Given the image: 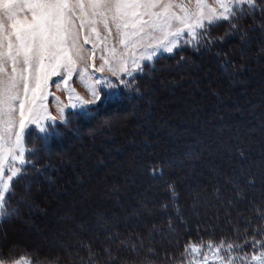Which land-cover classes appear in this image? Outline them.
I'll use <instances>...</instances> for the list:
<instances>
[{
    "label": "rangeland",
    "instance_id": "rangeland-1",
    "mask_svg": "<svg viewBox=\"0 0 264 264\" xmlns=\"http://www.w3.org/2000/svg\"><path fill=\"white\" fill-rule=\"evenodd\" d=\"M256 3L257 0H140L133 8L124 0L111 5L100 0H80L79 3L68 0L65 7L71 12L62 21L67 31L62 29L56 37L61 43L53 53L46 52L40 63L32 65L25 63V50L17 36H23L34 23L35 0H0V213L11 183L27 163L25 141L29 130L46 135L57 123H66L77 112L85 113L103 99L120 97L121 90L138 86L144 89V100L140 101L148 99V102L131 103L134 116L129 117L132 111L128 107L121 108V117L118 114L104 117L105 120L117 116L109 129L102 125L105 131L95 125L92 131L97 140L84 141L81 148L85 152L97 151L99 142L109 138L106 131L122 138L119 143L127 139L124 136L131 130L135 137H140L142 131L154 136L134 153L115 152L117 164L122 169L124 165L131 169L125 178H133L126 195L121 194L124 197H106L116 187L109 186L110 183L88 187L99 195H92V203L96 197L108 198L97 204L98 207L106 203L97 214L102 222L95 217L88 219L85 214L89 210V193L77 195L76 190H71V198L59 195L64 188L61 184L69 181L72 184L76 177L65 176L69 175L67 172L62 177L55 175V186L34 192L31 199L25 198L26 195L21 198L36 206L45 205L47 210L51 209V215L22 213L21 223L5 226L6 234L0 232L2 253L4 249L12 253L28 248L47 256L55 254L64 262L81 263L88 248H93L101 264H117L127 258H155L156 253L167 257L169 264H264V247H261L264 243V128L261 123L264 120V69L258 70L260 64L254 63L246 69L248 72L229 76L216 71L213 58L196 57L195 61L180 67L175 66L179 61L164 67L162 79L154 80L148 75L160 58L172 56L177 50L183 54L192 50L197 54L196 50L201 47L197 45H207L205 41L211 40L212 25L235 13L234 18L244 23L245 15L259 11L252 12L257 8ZM246 26L250 28L251 23ZM236 38L240 42H228L235 55L240 58L244 55L251 65L255 54L264 58L263 30L250 34L245 45L239 35ZM158 74L157 70L155 75ZM140 77H143L141 81ZM233 77L238 78L233 80ZM182 82L184 86H180ZM175 83L179 85L170 89L169 85ZM123 87L125 89H121ZM216 91L222 94L215 95ZM123 96L128 99L129 94ZM174 96L181 100H174ZM192 98L199 99L193 101V106L187 101ZM21 103L24 104L23 128ZM198 105L206 108L205 111L198 113ZM153 112L160 116L158 128L152 121ZM136 118L146 120L133 125L130 120ZM165 123L180 126L176 133L180 138L185 135L183 139L176 136V140H172L170 132L164 128ZM239 139L247 142L237 146ZM135 156L141 160L133 158ZM158 158L165 161L163 179L173 180L179 190L185 216L178 221L170 241H160L153 228L146 226L150 217L156 216L158 224L164 217L157 208L149 212V206H153L150 203L155 204L160 196L157 194L162 191V180L152 183L143 172L146 163ZM52 159L59 165L70 161V168L85 177L98 171L94 166L84 170V161L74 150ZM137 159L143 162L141 169ZM167 159L173 160L167 163ZM130 162L135 163L133 168L128 165ZM247 175L255 177L254 185L247 183ZM95 176H92L94 181L101 177L114 178V182L125 185L116 171L97 175L99 178ZM256 206L263 208L254 211ZM230 213L232 217L227 218ZM195 220L199 224L195 225ZM36 228L42 236L37 234ZM256 229L263 231L259 239L255 238ZM198 232L204 234L195 236L197 241L176 251L181 238ZM137 234L155 245L157 251L154 247H141V243L137 253L130 250L131 237L137 238ZM43 237L45 240L41 239ZM119 237L124 238L116 242ZM252 241L256 243H250ZM107 249L113 256L104 254ZM91 256L94 257L88 253L86 259ZM0 264L31 263L21 256L0 258Z\"/></svg>",
    "mask_w": 264,
    "mask_h": 264
},
{
    "label": "trees",
    "instance_id": "trees-1",
    "mask_svg": "<svg viewBox=\"0 0 264 264\" xmlns=\"http://www.w3.org/2000/svg\"><path fill=\"white\" fill-rule=\"evenodd\" d=\"M257 8L252 10L254 12L255 10H259L256 13H249L244 16V23H239V19L234 18L235 14H233L229 19L223 20L221 23H216L211 26V29H213L210 33L211 40L207 42V45H201L200 48H198L196 51L198 53L196 54L191 50L188 54H183L180 52V50H177L172 56H165L160 58L155 66L153 67L152 70H150V73L148 74L151 79L158 78L162 79V76L164 74H161L164 67L171 66L170 64H173L174 62H177L175 66L180 67L185 65V63L189 61H195L196 57H202V59H214L215 60V65H216V71H219L221 74H228L229 76H233L238 73H244V71L248 72L246 69L249 67H252L253 64H260V67H258V70L264 69L263 61L264 58H261L260 54H255L251 64H248L247 58L243 56V58H240L239 56L235 55L232 51L231 48L229 47L230 41L234 42H240L239 38H236L237 35H239L241 39V42L243 45H245L249 40H250V34H257L261 30H263L264 34V0H257L256 5ZM251 23V27L248 28L246 25H249ZM216 28V30H215ZM260 29V31H259ZM226 45V49H225ZM243 50V49H242ZM262 50V49H261ZM244 51V50H243ZM244 53V52H243ZM216 54V55H215ZM254 55V54H253ZM179 56H182L179 58ZM191 59V60H188ZM188 60V61H186ZM254 64V65H255ZM159 72L158 75H155V73ZM242 71V72H240ZM254 70L253 72H255ZM145 75V74H144ZM143 75V77H144ZM143 77H140V81L143 79ZM239 77V76H238ZM238 77H233L232 79L234 80L235 78ZM231 79V80H232ZM157 80V79H154ZM187 83V82H186ZM185 83V84H186ZM236 83V82H235ZM174 85H179L177 83L173 85H169L170 89L174 87ZM180 86H184L183 82L181 83ZM121 89H125L124 87ZM135 90V93L134 91ZM131 91L133 93H131ZM144 89L143 88H138V86H133L130 89H125L123 92L121 90V95L122 96H115L113 98H106L103 99L99 104H96L94 107L89 108V110L85 113L82 112H77L76 114H72L73 116L71 117L70 120H67L66 123H57L54 126V129H52L48 134L42 135L38 133L37 131L29 130L26 135V147H27V154H26V165L22 169V172L16 177V179L11 183L10 190L8 193H6L4 200H3V207L1 209L0 213V232L2 231L3 234H6V230H4L5 226L9 225H17L22 222L23 217L22 213H25V215L31 213L33 214H40L42 217H47L50 214V210H47L46 206L43 204L35 205L32 202L24 201L21 199L23 196L25 198L29 196L28 199H31L33 196L34 192H42L46 190L47 188L55 186L53 183L54 181V176L57 175L58 177H62L66 172L69 175L65 176H74L76 177V181H74L72 184L70 181L68 183H62V191L59 193L61 197L64 198H71L69 196V192L71 190H76L77 195L79 193H89L88 195V201L87 202V208H89L88 212L85 213L89 218L88 219H95L98 218V221L102 222L98 217V213L100 212V208L104 207V205H100L97 207V204L99 201H108V198H97L99 195L94 193V190H89L88 187H95L104 183H110L111 185L109 186H116L113 187L114 190L110 192V195H107L106 197H113L116 199V197L122 198L124 197L126 188L131 185V181H133V178H125L127 173L131 172V169L124 165V169H122L119 164H117V157L115 155V152H118L120 155H124L125 153L129 152H136L137 149L140 148L143 142L146 140H150L154 137L153 135H147L144 131L140 133V137H135L132 136V130L127 133L126 140H124L122 143H119L118 140L122 139L120 137H117L116 134H111L112 132L106 131L109 134L108 139H102L99 144L100 147L97 149L95 152H90L88 151H83L81 148V144H83L84 141H88L91 143L95 140H97L96 134L92 131V129L95 128H101V131H105L106 129H109V127L112 126V120H116L115 118L113 119L112 116L116 114L121 113V108L123 110L127 109L128 107L131 108L130 104L131 103H137L138 105L146 103V100L148 102V99L145 101H140L144 100ZM124 93L129 94L128 99H126ZM215 95H220L219 91H216L214 93ZM202 99V98H201ZM174 100H181L179 96H174ZM194 100H199L197 98H192V100H187L190 102V104L193 106ZM140 101V102H139ZM188 102V103H189ZM232 103H235L233 101ZM189 104H187V107ZM149 108L151 109V105H148ZM199 109L196 111L198 113L204 112L206 108L203 106L198 105L197 106ZM132 113H130V116H134V108H131ZM111 114L112 116L107 117V119H103L107 115ZM161 115V114H160ZM153 117V122L154 125H157L160 121V116L157 112H153L151 114ZM119 117H121L119 115ZM111 119V120H110ZM124 118H122L123 120ZM146 120L145 118H136V119H131L130 121H133V125L136 123H140V121ZM120 121V120H119ZM192 124L193 122H189ZM262 128H264V120L262 121ZM107 126L108 128L104 129L102 125ZM198 122L195 123V127L198 126ZM95 125L97 127L93 128ZM158 128V125H157ZM164 128L167 130V132H170L169 137L172 140H176V136H179L177 130H179L180 126L174 124V123H165ZM198 128H195L197 130ZM193 130V129H191ZM190 132V131H189ZM187 132V133H189ZM197 133V132H195ZM125 134V133H124ZM182 134V133H181ZM130 135V136H129ZM185 135H181L177 137L180 139H183ZM236 136V135H235ZM239 137V135H237ZM247 142L246 140L239 139L238 140V145L237 146H243ZM97 144L96 146H98ZM104 147V148H103ZM239 149V148H238ZM68 150H74L75 153H77L78 158L82 159L84 161V170L88 169L90 166L95 167L97 173L93 174H88V177H85L84 175H81L79 171L76 173L74 172V168H70V161L67 162V164H57L53 157L60 156L61 154H65ZM160 153L163 151L160 149ZM239 151V150H238ZM237 151V152H238ZM242 152V151H241ZM244 153V152H242ZM156 154H159L156 153ZM161 155V154H160ZM242 156V155H241ZM133 158H139L138 156H135ZM162 158V155L161 157ZM141 160V159H140ZM173 159H167V163H170ZM207 160H209L207 158ZM136 161V159H135ZM139 160L137 159V162ZM243 161H245L244 157L243 160L240 162L243 164ZM165 162V161H163ZM162 159H155L152 163L150 164H145L143 167V172L145 176L148 178L149 181H152V183L160 182L162 183V191L160 193V190L158 191L159 193L157 195H160L159 198H157V201L155 204L150 203V205H153L152 207L149 206V212H152L154 208H157V210L161 211V213H164L163 219H161V224L162 226L157 228V226H160L161 224H158L156 216H152L148 220V224L146 226H149L148 229L153 228V230L156 233V236L159 238L160 241L166 240L170 241V239L173 237L174 230L178 227V221L181 219H185V216L183 215V207L181 205V199H180V193L179 190L173 180H164L163 177L165 176V171H164V166H163ZM210 162V161H209ZM134 162H130L128 165L133 166L135 165ZM140 163L143 162H138L139 164V169H141L142 166H140ZM208 164V163H207ZM211 164V163H210ZM208 164V167L211 165ZM210 168H213L212 166ZM137 169V168H135ZM117 172V175L121 177V180L125 182V187L122 184H118L114 182V178H100L99 181H94L92 180V176H95V174L100 175L105 172ZM95 172V171H94ZM142 174V172H141ZM96 175V176H97ZM95 176V177H96ZM102 176V175H101ZM135 180L138 177V174H134ZM97 178H99L97 176ZM195 179H197V176H195ZM246 181L250 185H254L256 183L255 177L252 175H247L245 177ZM164 180V181H163ZM198 181V180H196ZM116 183V184H115ZM101 187H106L105 185H102ZM158 187L157 185L155 188ZM132 188V187H131ZM60 189V186L58 187V190ZM109 189V188H107ZM151 190V189H149ZM97 192V190H96ZM121 194H124L123 196ZM92 195L93 197L97 195L96 200L94 203H92ZM68 196V197H67ZM25 208L26 210H22V208ZM106 207V206H105ZM97 208V211H96ZM191 208V207H190ZM263 207L256 206L254 211L258 210L261 211ZM21 212V213H20ZM97 212V213H95ZM96 214V215H95ZM91 215V216H90ZM232 217V214L230 213L227 218ZM185 226L188 225L186 224L185 221L183 222ZM195 225L199 224L197 220L193 222ZM155 225V226H153ZM110 230H113L110 229ZM37 231V228H36ZM146 232V231H145ZM263 232V231H262ZM260 229H256V233H254L256 236L255 238L259 239L261 238L262 234ZM37 234L39 236H42V232H38ZM139 234V233H138ZM136 235V237H131V244L133 247H129V249L134 250L137 253L138 247L141 243V247H145L146 249L148 248H153L154 251H157V248L155 245L149 244L142 236ZM200 234H204L202 232H198L197 234H192L189 233L185 235L186 237L181 238L178 241V244L176 246V251L179 250L181 247L185 246L186 244L193 243L194 241H197L195 236H198ZM124 237H119L116 238L115 241L118 242V240L123 239ZM42 240H45L44 237L41 238ZM137 240V241H136ZM153 243V242H152ZM264 244V243H263ZM62 247L67 246V244H61ZM68 248V247H66ZM8 251L7 249H4L3 251L0 250V258L2 259H10V258H15V257H21L24 256L25 259H27L31 264H101L99 263L98 256L94 253L93 248L89 249L86 255L84 254L83 258L85 260L81 261V263H68L64 262L61 260L60 256L57 255H51L47 256L44 252L42 251H32L29 250L28 248H23L18 251H13L11 252H6ZM86 252V250H85ZM91 253L94 255V257H90L89 259L87 258V254ZM104 253V252H103ZM165 253V252H163ZM167 253V252H166ZM109 256H113V253L111 252L110 249H107V251L104 253ZM172 254V253H170ZM175 255V252H174ZM165 256L160 257L158 253H156L155 258L153 256H148V258H145L143 260H137L134 258H127L121 262H118L117 264H169V260Z\"/></svg>",
    "mask_w": 264,
    "mask_h": 264
},
{
    "label": "snow or ice",
    "instance_id": "snow-or-ice-1",
    "mask_svg": "<svg viewBox=\"0 0 264 264\" xmlns=\"http://www.w3.org/2000/svg\"><path fill=\"white\" fill-rule=\"evenodd\" d=\"M67 2L68 0H35L36 7L32 9L34 23L28 27L23 36H17V40L20 41L22 48L25 50L26 64L35 65L40 63L46 52L53 53L56 45L61 43L56 37L62 29L67 31L62 23L66 15L71 12V9L65 7ZM79 2L80 0H77V3ZM100 2L111 5L113 3L119 4L121 0H100ZM124 2L132 4L134 8L136 4L140 3V0H124ZM201 35H203V32ZM200 46L197 45V47ZM168 51L171 52L172 49H168ZM37 88H39V77H37ZM20 107L21 128H23L24 104L21 103ZM42 131L44 130L42 129ZM250 243L254 244L256 242L252 241ZM261 247H264V244Z\"/></svg>",
    "mask_w": 264,
    "mask_h": 264
}]
</instances>
